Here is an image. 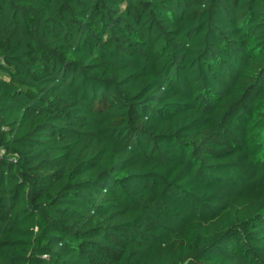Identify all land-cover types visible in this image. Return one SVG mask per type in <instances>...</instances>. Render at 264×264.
<instances>
[{
  "label": "trees",
  "instance_id": "16d2710c",
  "mask_svg": "<svg viewBox=\"0 0 264 264\" xmlns=\"http://www.w3.org/2000/svg\"><path fill=\"white\" fill-rule=\"evenodd\" d=\"M0 264H264V0H0Z\"/></svg>",
  "mask_w": 264,
  "mask_h": 264
}]
</instances>
